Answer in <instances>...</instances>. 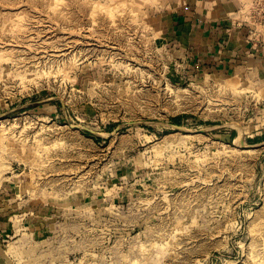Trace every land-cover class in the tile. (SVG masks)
I'll return each mask as SVG.
<instances>
[{"label": "rangeland", "instance_id": "374dc122", "mask_svg": "<svg viewBox=\"0 0 264 264\" xmlns=\"http://www.w3.org/2000/svg\"><path fill=\"white\" fill-rule=\"evenodd\" d=\"M168 1L0 0V264H264V77L190 73Z\"/></svg>", "mask_w": 264, "mask_h": 264}, {"label": "crops", "instance_id": "0c3cea01", "mask_svg": "<svg viewBox=\"0 0 264 264\" xmlns=\"http://www.w3.org/2000/svg\"><path fill=\"white\" fill-rule=\"evenodd\" d=\"M249 1L169 0L171 56L194 75L264 77V27L252 22Z\"/></svg>", "mask_w": 264, "mask_h": 264}, {"label": "built area", "instance_id": "2783aa9c", "mask_svg": "<svg viewBox=\"0 0 264 264\" xmlns=\"http://www.w3.org/2000/svg\"><path fill=\"white\" fill-rule=\"evenodd\" d=\"M255 2V8H253V11L249 13V16L251 17L252 22L256 25L264 27V8L262 7L264 0H255Z\"/></svg>", "mask_w": 264, "mask_h": 264}, {"label": "bare ground", "instance_id": "6f19581e", "mask_svg": "<svg viewBox=\"0 0 264 264\" xmlns=\"http://www.w3.org/2000/svg\"><path fill=\"white\" fill-rule=\"evenodd\" d=\"M35 24V23H34ZM65 25V24H64ZM46 28V27H45ZM50 29V28H49ZM121 29V28H120ZM41 30V29H40ZM41 32V31H40ZM16 34V33H15ZM95 34V33H94ZM23 35V34H22ZM118 35V33H117ZM5 36V35H4ZM49 38V37H48ZM64 38V37H63ZM46 39V38H45ZM61 39V38H60ZM69 39V38H68ZM43 42V41H42ZM66 43V42H65ZM64 46V45H63ZM42 50V49H41ZM62 51V49L60 50V52ZM51 52V51H50ZM57 52V51H56ZM56 58V57H55ZM74 61V60H73ZM73 66V65H72ZM47 79V78H46ZM262 262V261H261Z\"/></svg>", "mask_w": 264, "mask_h": 264}]
</instances>
